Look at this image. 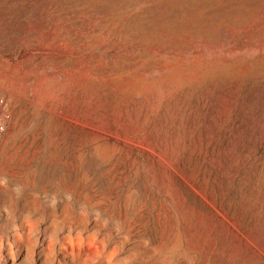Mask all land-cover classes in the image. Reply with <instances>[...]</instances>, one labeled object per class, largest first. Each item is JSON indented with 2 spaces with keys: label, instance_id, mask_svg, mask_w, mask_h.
I'll return each instance as SVG.
<instances>
[{
  "label": "rangeland",
  "instance_id": "obj_1",
  "mask_svg": "<svg viewBox=\"0 0 264 264\" xmlns=\"http://www.w3.org/2000/svg\"><path fill=\"white\" fill-rule=\"evenodd\" d=\"M0 264H264V0H0Z\"/></svg>",
  "mask_w": 264,
  "mask_h": 264
},
{
  "label": "built area",
  "instance_id": "obj_2",
  "mask_svg": "<svg viewBox=\"0 0 264 264\" xmlns=\"http://www.w3.org/2000/svg\"><path fill=\"white\" fill-rule=\"evenodd\" d=\"M5 104V101L2 97H0V106H3ZM5 130V123L3 118L0 117V133H2Z\"/></svg>",
  "mask_w": 264,
  "mask_h": 264
}]
</instances>
